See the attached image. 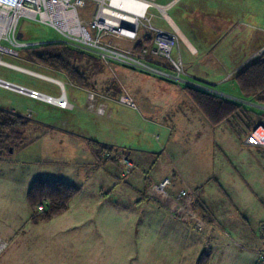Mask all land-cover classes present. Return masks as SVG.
Masks as SVG:
<instances>
[{
  "label": "rangeland",
  "instance_id": "obj_1",
  "mask_svg": "<svg viewBox=\"0 0 264 264\" xmlns=\"http://www.w3.org/2000/svg\"><path fill=\"white\" fill-rule=\"evenodd\" d=\"M169 1L157 0V3L161 5ZM231 1L232 3L229 4L240 10H247L243 8L246 6L249 8V14L243 16V19L246 18L245 23L258 31L256 35L257 33L264 35L261 33L264 30V1ZM151 13L156 15L152 20L155 27L171 31L168 22L159 11L151 10ZM19 33L23 35L20 42L27 44L62 40V36L53 28L26 18H22L19 22ZM216 40L214 43H208V50L203 54L204 63L199 57L192 59L200 63L198 72L202 76L207 74L206 80L198 74L189 76L197 82L211 86L221 96L240 103L244 102L245 106L254 108L249 104L253 100L242 96L234 80L223 82L221 79L228 70V72L233 71L234 59L239 55L238 50H233L237 46L233 37H229L227 47L224 44L223 49L211 51L214 44H217ZM132 44L128 43L127 46ZM2 45L9 47L7 43ZM178 46L183 55L187 56L186 45L182 41L173 48L174 59H179ZM25 49H21L18 57L0 54V58L5 62L58 78L65 84L66 90L70 91L71 81L65 74L34 63L29 59L30 52L24 51ZM263 51L257 49L253 60H257ZM222 52L228 54L230 58L224 57ZM75 64L76 67L86 71L98 91L109 88L112 94L115 91L114 85H117L121 89L125 88L133 97L137 95L138 109L128 108L116 100H108L107 104L112 111L109 118L107 115L96 116V113L86 111L87 92L82 89L74 90L77 107L75 110H60L55 106L0 88V108L8 109L10 103L19 108V114L26 113L25 116L31 114L33 122L28 126L32 130L27 142L36 140L26 148L20 147L12 152H6L7 154L0 160V234L5 235L7 231L10 234L16 233L17 242L21 243L20 249L15 251L14 245L11 246V243L6 241L7 236L5 240L0 237L7 243L0 252V263L7 264L9 255L14 257L16 264H55L59 257H62L61 264H67L66 259L70 249L65 239H69L71 235L72 226L69 222L72 213H66L63 217L68 223L54 230L49 226H39V228L29 225L30 209L26 193L31 179H28L25 173L30 170L35 173L43 171L40 178H64L66 180L64 182L75 183L80 187L82 183L75 181L73 175L78 169L83 170V168L72 160L79 157L77 155L81 154L82 146L86 145L87 139L84 136L91 134L102 139L109 138V144L115 146L110 148L116 151V161L121 163L124 172L122 157L125 153L120 152L122 147L132 149L133 160L137 157L143 158L136 167L137 171L145 172L153 169V177L161 173L160 176H168L173 181L179 177L182 182L178 179L176 183L195 189L203 202V212L196 206L198 216L203 213L206 215H204L203 231L195 229L194 223L180 221L173 214L169 216L165 212L166 208L159 202L156 204V201L153 202V207L151 203L144 201L129 203V195L125 197V202L128 203L127 216L123 215L122 211H119L120 213L111 211L112 216L109 217L119 219L121 225L125 223L126 234L139 238L144 244V252L147 247L150 249L152 255L149 258L152 259V264H192V261L194 264V258L203 251H210L212 254L209 264H262L257 252L264 251V148L243 145L240 137L228 126L215 129L209 126L184 93L179 82L163 80L154 74H147L117 63L111 64L112 69H105L99 61L86 56ZM0 78L49 95L60 94L57 85L56 87L43 79L2 65H0ZM150 82L155 86H151ZM134 87L140 88L139 92L142 96L133 91ZM110 98L115 99L112 96ZM154 100L161 104L159 108L151 109L149 106ZM167 102L174 105L164 107L163 104ZM255 110L261 111L258 108ZM63 120L68 123L67 126H62ZM78 126L86 129V135L76 130ZM138 149L150 153H142L138 156L135 152ZM33 158H38V163L28 164ZM42 158L44 161L40 160ZM102 162L105 164L113 161L104 159ZM102 162L99 161L98 165ZM83 167L84 170L94 172L90 167ZM114 169L117 173L120 168L116 166ZM120 180L121 183L117 180L108 182L111 186L124 187V179ZM100 183L102 182L94 179L86 185L85 189L90 201L97 202L91 194L93 189L102 187ZM178 187H173L171 190L173 195L179 190ZM113 196L119 199L117 194ZM97 214L99 215V212ZM42 233L52 235L55 240L44 238L38 243V249L35 251L30 246L34 243L28 242V236L42 235ZM20 239L25 240L26 243ZM129 244L132 245L131 242ZM133 244L138 245L136 238H133ZM59 247H66V259L61 250L55 256Z\"/></svg>",
  "mask_w": 264,
  "mask_h": 264
},
{
  "label": "crops",
  "instance_id": "obj_2",
  "mask_svg": "<svg viewBox=\"0 0 264 264\" xmlns=\"http://www.w3.org/2000/svg\"><path fill=\"white\" fill-rule=\"evenodd\" d=\"M229 3H232V1L231 0H170L166 4H161L164 6L169 5L167 10H165V13L168 15L171 22L173 23V27H171L169 24L168 26L170 27L171 31L175 30L176 33H178L180 39L179 42L183 41L186 45L187 56L183 55V53L180 51L179 46L177 47L178 48L177 55L183 62L185 71L188 75L190 74L200 75L198 72L199 71L198 66L200 65V63H198L197 60H192V59L193 58L197 59L199 57L200 61L204 63L202 61L204 58L203 54L208 50L207 49L208 43L209 42L214 43L216 39H217L216 40L217 44H214L211 51H217L218 49H223L224 44L225 47H227L228 46L227 41L229 37H233V41L234 43H236L235 45H237L236 48L233 50L239 51L238 52L239 55L237 56V58L234 59L233 64L235 65V67L233 71L232 72H228L229 70L227 71V74L221 78L223 82L228 81L230 79L233 80L234 75L241 68H243L244 65H246L250 61H254L253 60L254 53L257 49L260 48L261 51L264 50V35H259V33H257L258 35H256V32L258 31H255L256 29L253 26L245 23L244 19L246 18L243 19L244 14L245 15L249 14L248 12L249 8L246 6L243 8L247 10H240L237 7H233V4H229ZM152 10H156V9H152ZM246 27L248 29H245ZM261 33H264V30L261 31ZM232 48H234V46ZM222 53L224 57L230 58V56L225 52ZM199 77L206 80L207 74L205 76L200 75ZM50 78L61 81L60 79L52 76ZM45 81L54 84L51 81H47V80ZM69 84H70V91L68 92L66 90V95L73 105L71 110H75L77 107L75 105L76 94L74 90L82 89V88L74 85L72 82ZM149 84L153 87L155 86L153 85V82H150ZM82 90L86 91L85 89ZM141 90L143 89L141 88ZM133 91L136 94L142 96L139 92L140 91L139 87H134ZM136 98L137 95L136 97L134 96L135 100ZM151 102L152 104L151 105L149 104L150 105L149 107L151 109H153V107L159 108V105L161 104L156 100ZM163 105L164 107H169L174 105V103L167 102L166 104ZM8 109H10V111L15 114L21 115L18 113L19 108L15 107L14 105L12 106L10 103ZM86 111L95 114L89 111L88 109H86ZM111 113L112 111L109 109V112L106 115L110 118ZM25 114H22L21 116L27 117L29 113L26 116ZM31 122H33V120H31ZM35 123L40 124V122H35ZM67 125L68 123L65 120H63L62 126H67ZM30 130H32V128L30 129V126H27L25 129V134L27 138L28 135L31 133ZM76 130L81 134H85L86 132V129H84L81 126H78ZM84 137L87 139L86 145L82 146L81 154L77 155L79 157L74 158V160H72L75 161L77 165L83 168V170L78 169L77 173L73 175L75 181L82 184L79 187L76 186L75 183L69 182L70 184L78 187L81 192L79 191V193L72 199L69 208L65 213L46 222L34 223L31 218L32 211L29 207L30 209L29 210L30 214L28 216L29 225L38 226V227L49 226L52 230H54L68 223V221L63 219V217L65 216L66 213H70V214L72 213L71 222H69L70 226H72L70 228L71 235L69 239H65V241L68 242L67 246H69L70 249L67 255V259L65 255L66 247L63 248L59 247V249L55 252V256H56L57 254L60 253L61 250L62 254L65 255L64 259H66L67 264H152V259L149 258L152 255L150 249L147 247L146 251L144 252V244L139 240V238L137 239V237H131L126 234L125 223L121 225L119 219L110 218L109 215L112 216L111 211H115V213L122 211L123 215L127 216L126 210L128 207V203L125 202V197L127 195H129L130 198V200H128L129 203L136 204V203H143L144 201L151 203V207H153L152 204L153 202L156 201V199L150 195V191H149L150 185L152 183H158L162 179L168 176L165 175L160 176L161 173H159L160 174L159 176L153 177V173H154L153 169H150L149 171H145V172L137 171L136 167H138L139 163L143 161V158L137 157L136 160H133V154L131 153L132 149L127 148L128 149L127 150L126 147H122V150L120 149V152H122L123 154L125 153V155L131 158V160L134 161L135 164V168L133 169L132 172L128 173L129 175L125 174L124 169H122L121 163H119L118 161L112 160L113 162H109L105 164L102 162L101 165L100 164L98 165L100 160L97 157L95 145L99 147H115V146L113 144H109L110 140L108 137L102 139L100 138V136L98 137L91 134L90 136H84ZM27 138H26V142H27ZM35 141L27 142L24 148L28 147V145H30ZM121 146L122 145H120V147ZM135 152L137 153L138 156H140L142 153H146V154L150 153L149 151L140 150V149H138ZM40 160L44 161L43 158ZM38 161H39L38 158H33L32 161L29 162L28 164H36L38 163ZM83 166L92 168L94 172L91 173L90 170L89 171L84 170ZM116 166L120 168L119 169L120 173L119 172L115 173L114 168H116ZM42 172L43 171H39L38 173H35L30 170L28 173H25L26 174L25 176L28 179H31V183L35 179L66 181L64 180V178H40L42 177L40 176ZM98 172H103V173L98 174ZM136 172L138 173L136 174ZM94 179L98 180L99 182H102L100 183L102 187L99 186L93 189V192L91 194L94 196L95 199H97V202L89 200V196H87L85 189L89 181H93ZM120 179H124V183H125L124 187H120V185L111 186V183L108 182L110 180H113L114 182L115 180H117L121 183ZM178 179L179 177L175 178L174 187H178V186H179L178 188L185 187V185L183 186L181 184L176 183ZM179 180L180 182H182L181 178ZM192 190L195 191L198 196L197 191L195 189ZM113 194L114 195L117 194L119 199H117V197H114ZM198 198L203 205L201 198L199 196ZM157 202L158 201H156L155 204ZM97 212H99V215L97 214ZM165 212L169 216H171V213L168 210H166ZM204 226H205V220L201 228L195 227V229H197L198 231H203ZM0 237L4 240L7 238L6 241H8V243L10 242L11 246L12 244L14 245L13 247L15 251L20 249L21 243L17 242L18 240L16 233L10 234L7 231L5 235L0 234ZM44 238H48V239L51 238L55 240V237H53L52 235L49 234L44 235V233H42V235L28 236V242L34 243L35 245L33 244L30 246L32 247L33 250L37 251L38 243L44 240ZM133 238H136L138 245L133 244ZM20 240L26 243L25 240L23 239ZM129 242H131L132 245L129 244ZM199 256H197V258L195 257L196 259L194 258V264H196ZM8 258L9 261L7 264H16L14 263V257L8 255ZM57 259L58 261H56V263L61 264L62 257H59ZM191 263L193 264V261Z\"/></svg>",
  "mask_w": 264,
  "mask_h": 264
},
{
  "label": "built area",
  "instance_id": "obj_3",
  "mask_svg": "<svg viewBox=\"0 0 264 264\" xmlns=\"http://www.w3.org/2000/svg\"><path fill=\"white\" fill-rule=\"evenodd\" d=\"M125 1L135 5L139 4L143 8L141 11H126L125 7L122 8V0H0V54L1 56L18 57L19 49L40 45L20 42L19 22L22 18H26L47 25L62 36L59 42L41 44L64 43L95 55L109 69H112V63H117L147 74H154L165 80L176 81L182 85L217 94L218 92L211 86L192 79L186 73L180 58L172 57L173 48L179 42L178 33L175 30L166 31L152 24L155 15L151 13V10L156 9L173 27V23L165 13L169 5H160L156 0ZM143 36L150 37L153 40V46L143 47L137 51L135 47ZM2 43H7L9 47L3 46ZM128 43L133 44L127 46ZM0 65L51 81L58 86L60 94L58 96L49 95L1 78L0 87L14 90L33 100L63 110L72 109L73 105L66 95L63 82L5 62L2 58H0ZM86 92L87 109L98 116H105L109 112L108 100H116L128 108L138 109L134 97L123 87L116 99L89 89ZM249 104L255 109H260L264 114V104L255 102H249ZM244 144L250 147H264V119L245 138ZM115 152L114 150L105 151L103 158L113 157ZM122 163L126 173L132 172L135 168V164L125 154L122 157ZM173 187V179L165 177L160 182L150 185V195L178 220L194 223L195 227L201 228L204 216H198L196 203L199 201L196 192L188 187H181L173 195L171 193ZM43 207L44 204L40 205L39 210L42 211ZM6 246L7 243L0 238V252ZM257 256L264 264V251H258Z\"/></svg>",
  "mask_w": 264,
  "mask_h": 264
},
{
  "label": "trees",
  "instance_id": "obj_4",
  "mask_svg": "<svg viewBox=\"0 0 264 264\" xmlns=\"http://www.w3.org/2000/svg\"><path fill=\"white\" fill-rule=\"evenodd\" d=\"M151 46H153V40L148 36H143L135 48L139 51L143 47ZM27 50L30 52L29 59L31 61L43 68L65 74L74 85L82 89L93 90L112 96L115 99L122 92L121 87L117 85H114L115 91L112 94L109 88L98 91L86 71L75 66L79 59L86 56L99 61L105 69H108L95 55L64 43L40 44L27 47L24 51ZM233 80L245 99H252L255 103L264 104V51L257 60L251 61L241 68L234 75ZM181 88L209 126L213 129L228 126L232 132L240 137L243 145H245V138L264 119V114L261 111L258 112L255 108L247 107L244 103L191 86L182 85ZM27 126L23 118L19 116L9 117L3 111H0V138L14 140L10 145L0 144V160H2V156L9 153L10 147L14 150L26 145L25 129ZM95 150L98 159L102 162L103 153L105 151L111 152L112 148L95 145ZM106 160L116 161L117 158L113 156L108 157ZM79 191L78 187L60 180H33L26 194L28 206L32 211V221L34 223L46 222L62 215L68 210L70 202ZM42 204H44V207L40 211L39 206ZM196 206L203 212V205L200 201L196 203ZM210 258V251H204L199 256L196 264H209Z\"/></svg>",
  "mask_w": 264,
  "mask_h": 264
},
{
  "label": "flooded vegetation",
  "instance_id": "obj_5",
  "mask_svg": "<svg viewBox=\"0 0 264 264\" xmlns=\"http://www.w3.org/2000/svg\"><path fill=\"white\" fill-rule=\"evenodd\" d=\"M24 49H25V48H24ZM20 52H21V50H20ZM0 88H3V87H0ZM3 89H6V88H3ZM6 90H9V91H12V92L17 93L16 91L11 90V89H6ZM17 94H20V93H17ZM20 95H23V94H20ZM23 96L28 97V96H26V95H23ZM28 98H29V97H28ZM30 99H31V98H30ZM0 111H3V112H4L5 114H7L9 117L19 116V117L23 118V121H24L27 125H29V123L31 122L32 117H33L31 114H28L27 117H23V116H21V115H18V114H15V113L11 112L10 109H6V108H5V109H4V108H0ZM13 141H14V140H11V139L0 138V144H3V145H5V144L10 145V143L13 142ZM10 149H12V147L9 148V152H10ZM12 151H13V149H12Z\"/></svg>",
  "mask_w": 264,
  "mask_h": 264
},
{
  "label": "bare ground",
  "instance_id": "obj_6",
  "mask_svg": "<svg viewBox=\"0 0 264 264\" xmlns=\"http://www.w3.org/2000/svg\"><path fill=\"white\" fill-rule=\"evenodd\" d=\"M122 4V8L125 7L124 9L126 11H129V12H133V11H141V9L143 8V6L139 5V4H133L131 2H128V1H123L121 2Z\"/></svg>",
  "mask_w": 264,
  "mask_h": 264
},
{
  "label": "water",
  "instance_id": "obj_7",
  "mask_svg": "<svg viewBox=\"0 0 264 264\" xmlns=\"http://www.w3.org/2000/svg\"><path fill=\"white\" fill-rule=\"evenodd\" d=\"M19 39H23V35L21 33L18 34ZM10 152H12V149H10Z\"/></svg>",
  "mask_w": 264,
  "mask_h": 264
}]
</instances>
